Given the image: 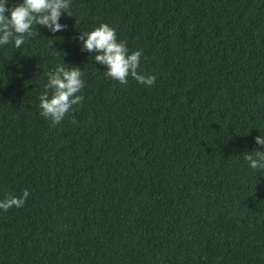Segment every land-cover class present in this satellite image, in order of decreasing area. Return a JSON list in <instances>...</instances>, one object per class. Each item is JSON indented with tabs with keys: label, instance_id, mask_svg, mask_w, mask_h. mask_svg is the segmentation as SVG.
<instances>
[{
	"label": "trees",
	"instance_id": "trees-1",
	"mask_svg": "<svg viewBox=\"0 0 264 264\" xmlns=\"http://www.w3.org/2000/svg\"><path fill=\"white\" fill-rule=\"evenodd\" d=\"M69 11L65 30L0 46V200L29 192L0 210V264H264V173L244 159L264 137V0ZM101 23L141 51L152 86L106 78L82 51ZM60 63L85 87L52 125L39 97Z\"/></svg>",
	"mask_w": 264,
	"mask_h": 264
},
{
	"label": "clouds",
	"instance_id": "clouds-1",
	"mask_svg": "<svg viewBox=\"0 0 264 264\" xmlns=\"http://www.w3.org/2000/svg\"><path fill=\"white\" fill-rule=\"evenodd\" d=\"M9 0H0V46L13 43L20 48L26 37H32L33 27L39 25L50 33L66 29V25L59 23L62 14L71 16L70 0H21L12 7H7ZM37 30V28H36ZM82 43V51L96 53L93 57L96 64L106 67V78L127 84L131 76L140 84L152 86L155 76H145L138 71L141 51L129 53L125 41H118L115 29L108 24L101 23L90 32H83L77 37ZM52 43L49 45L51 47ZM82 71L76 66L60 63L54 72L48 74L45 91L40 95V115L50 120L52 125L60 123L64 117L80 105L83 96L80 94L85 87ZM51 91V95L49 94ZM75 123V121H72ZM255 143L261 150L245 153L244 159L249 168L256 173H264V137L256 136ZM29 196L25 189L20 196L9 194L0 200V210L8 211L12 208H22Z\"/></svg>",
	"mask_w": 264,
	"mask_h": 264
}]
</instances>
